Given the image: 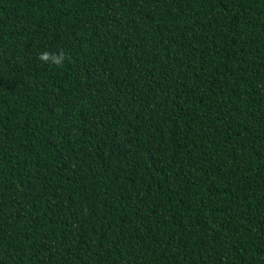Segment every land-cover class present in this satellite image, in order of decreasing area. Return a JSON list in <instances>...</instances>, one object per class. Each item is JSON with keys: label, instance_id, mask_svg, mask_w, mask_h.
Returning <instances> with one entry per match:
<instances>
[{"label": "trees", "instance_id": "trees-1", "mask_svg": "<svg viewBox=\"0 0 264 264\" xmlns=\"http://www.w3.org/2000/svg\"><path fill=\"white\" fill-rule=\"evenodd\" d=\"M0 264H264V0H0Z\"/></svg>", "mask_w": 264, "mask_h": 264}, {"label": "clouds", "instance_id": "clouds-1", "mask_svg": "<svg viewBox=\"0 0 264 264\" xmlns=\"http://www.w3.org/2000/svg\"><path fill=\"white\" fill-rule=\"evenodd\" d=\"M37 58L43 63H50L56 67H61L66 59L65 53L62 50L59 54H53L45 50L39 52Z\"/></svg>", "mask_w": 264, "mask_h": 264}]
</instances>
